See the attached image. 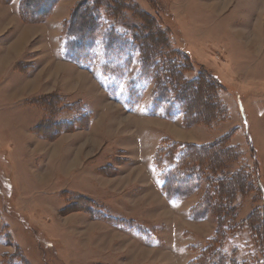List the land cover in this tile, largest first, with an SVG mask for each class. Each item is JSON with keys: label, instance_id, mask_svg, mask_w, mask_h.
Returning a JSON list of instances; mask_svg holds the SVG:
<instances>
[{"label": "rangeland", "instance_id": "1", "mask_svg": "<svg viewBox=\"0 0 264 264\" xmlns=\"http://www.w3.org/2000/svg\"><path fill=\"white\" fill-rule=\"evenodd\" d=\"M85 1L57 0L47 18L25 21L21 0H0V264H189L218 227L214 208L194 217L211 171L203 166L188 196L164 197L151 164L162 144L166 162L187 148L229 150L228 173L245 182L237 223L264 221V0H97L93 46L77 53L67 30L87 16ZM135 32L161 63L180 65L198 94L187 97L189 117L174 84L153 102ZM144 104L163 115L146 116ZM92 201L151 236L93 217ZM252 226L230 238L240 264H264Z\"/></svg>", "mask_w": 264, "mask_h": 264}, {"label": "trees", "instance_id": "2", "mask_svg": "<svg viewBox=\"0 0 264 264\" xmlns=\"http://www.w3.org/2000/svg\"><path fill=\"white\" fill-rule=\"evenodd\" d=\"M5 1L11 2L12 0ZM56 1L57 0H47L39 2L38 0H21L19 10L25 21H41L50 15L54 9ZM85 2L86 5L89 4V6L85 5L87 16L85 13H77L73 20V25L67 30V36L69 38L68 47L72 49V51L76 50L77 53L80 50H86L89 46H93L90 45V43L95 40V32L96 29H98L101 19L100 15L95 10L98 8L97 0H86ZM114 37L115 36L112 35L108 40L113 39ZM131 37L132 43L135 45L134 47L139 51L140 63L138 66L140 67V70L145 76L150 74L155 77L157 96H155L153 102H162L163 99L160 97L164 96L162 93L164 88L170 87L173 84L174 85L170 87V89L175 93L176 102L183 99L185 103H189L187 101L188 96H198V94L195 93L194 88L192 89V84L185 83V81L180 78L182 72L180 65H177L176 63H161V60L157 57V50L149 48L152 43L148 37H144L139 32H135ZM121 45L126 46V43L123 41ZM75 58L83 61L82 58L78 59L79 56H76ZM113 70L114 69H112L111 72H113ZM204 91H206V93H211L212 89L204 86ZM192 108L194 107L189 103L188 109L190 110L186 111V117H189L188 111H192ZM183 109H185V107ZM159 111L160 110L155 107L152 112L156 113ZM82 117L89 119L90 115H87L86 113ZM67 123L72 126L75 125L74 122H66V125H68ZM62 125L63 126L61 127L64 129L71 127L66 126L65 124ZM62 128L61 130H63ZM46 134L47 133H45L44 136ZM166 148L167 146H164L163 144L158 148L153 155V162L156 167L160 169V177L162 180L161 189L167 198L181 199L188 196L197 188V185L200 184L199 178L203 175L205 170L203 166L207 165L208 171H211V174L206 176L207 180L210 182V187L207 192L208 195L206 201L204 202L205 204L202 205L203 207L201 206L200 208L194 209L196 210L194 217L200 219L205 218L209 215L208 211L211 209L213 210L214 208L216 212L213 211L218 218L217 221L219 228L217 227L214 236L210 239L208 245L202 250L199 256L193 259L189 264L205 261L209 262L208 264H240L237 257L239 252L237 248L238 244L230 241V238L232 235L239 232L241 228H247L249 224L253 225L252 228L254 229L252 230L256 234L257 241L263 250L262 261L264 263V221H260V218H256V220L251 223V218L253 219L252 214L249 218L237 223L236 215L238 201L235 199V193L237 190L239 191L245 188V182L237 181V183H235V178L229 175V170L226 167L229 150H225L222 146L217 144L208 148L193 147L191 151L187 148L186 150L181 151V155H179L175 161L170 160L166 162L162 159L163 151ZM164 164H167V167H169L165 169ZM183 165L186 167L185 169L190 170L191 173H187L186 171L181 173L180 170L184 168ZM231 183L233 185H231ZM88 211L93 217L112 219L115 221L116 225L124 227L143 238L147 239L148 235L149 237L151 236V234H149L140 223L131 219L110 216L106 210L96 206L93 201L88 207ZM227 242L229 243V247L227 245V247H225Z\"/></svg>", "mask_w": 264, "mask_h": 264}, {"label": "crops", "instance_id": "3", "mask_svg": "<svg viewBox=\"0 0 264 264\" xmlns=\"http://www.w3.org/2000/svg\"><path fill=\"white\" fill-rule=\"evenodd\" d=\"M72 64H74V63H72ZM76 65H78L80 68H82V69H84L85 67H83V66H81L80 64H77V63H75ZM86 69V68H85ZM147 97V95L145 94V95H143L142 96V98H141V100H140V102L142 103V102H144V99ZM124 103H127V106H128V109L127 110H129L130 112L131 111H135V110H138V109H140L141 107H134L135 105H133V104H131V105H129V102H125L124 101ZM140 103V104H141ZM148 103H149V100H148ZM140 106V105H139ZM149 104H144V106H142V109H143V111H142V113H144L146 116H151V117H160L161 116V111H159V112H150L149 111ZM139 111V110H138ZM163 115V114H162ZM156 150V149H155ZM153 155H154V151H153V153L151 154V164H152V168L156 171V173H157V175H156V180H157V183H158V187H159V191H160V193H161V195H163L164 197H165V195L163 194V192H162V189H161V184H162V180H161V177H160V169L159 168H157L156 167V165L154 164V162H153ZM159 169V170H158ZM74 172V171H73ZM121 227V226H120ZM121 228H123V229H125L124 227H121ZM125 230H127V229H125ZM128 232H130L129 230H128ZM131 234H134L133 232H131ZM136 234V233H135ZM134 234V235H135ZM136 235H138V234H136ZM139 236V235H138Z\"/></svg>", "mask_w": 264, "mask_h": 264}, {"label": "bare ground", "instance_id": "4", "mask_svg": "<svg viewBox=\"0 0 264 264\" xmlns=\"http://www.w3.org/2000/svg\"><path fill=\"white\" fill-rule=\"evenodd\" d=\"M259 27H260V26H259ZM259 33H260V32H259ZM259 33H258V34H259ZM237 34H238V36H241V35H239V33H237ZM254 34H256V33H254ZM259 37H260V36H259ZM257 39H258V37H257ZM20 41H21V40H20ZM23 41H24V40H23ZM258 41H260V40H258ZM18 43H19V42H18ZM20 44H21V43H20ZM247 44H248V43H247ZM250 44H251V42L249 43V47L252 48V49L255 51L254 47H252ZM10 48H11V47H10ZM12 48H13V47H12ZM12 48H11V49H12Z\"/></svg>", "mask_w": 264, "mask_h": 264}]
</instances>
